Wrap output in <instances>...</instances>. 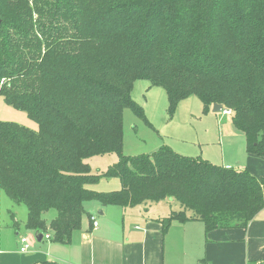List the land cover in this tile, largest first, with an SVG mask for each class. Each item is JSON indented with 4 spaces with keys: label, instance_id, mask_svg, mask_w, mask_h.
<instances>
[{
    "label": "trees",
    "instance_id": "obj_1",
    "mask_svg": "<svg viewBox=\"0 0 264 264\" xmlns=\"http://www.w3.org/2000/svg\"><path fill=\"white\" fill-rule=\"evenodd\" d=\"M137 81L165 90L170 118L192 96L204 114L221 105L246 153L264 158V0H0V97L38 128L0 121V190L26 207V229L69 245L91 202L178 203L163 234L174 221L246 229L264 208V174L166 146L125 156L124 110L146 120ZM109 154L117 162L93 172L87 160ZM102 179L121 188H89Z\"/></svg>",
    "mask_w": 264,
    "mask_h": 264
},
{
    "label": "crops",
    "instance_id": "obj_2",
    "mask_svg": "<svg viewBox=\"0 0 264 264\" xmlns=\"http://www.w3.org/2000/svg\"><path fill=\"white\" fill-rule=\"evenodd\" d=\"M208 113L213 112L210 110ZM218 132L222 155L212 160L202 153L204 159L213 164L219 162L222 167L246 170L256 178L262 177L264 158L246 153L243 134L236 131L232 123L220 126ZM3 195L0 190V264H258L264 260V208L246 229H214L205 233L200 222L174 221L163 234L158 220L177 207L170 210L157 206L152 208V204L160 202L126 208L132 210L123 209L124 219H129V227L123 226L122 234L118 233V223L113 219L115 212L109 210L114 206L101 208L97 204L93 210L98 218L87 209L90 218H82L81 226L72 233L69 245H59L51 238L46 239L44 236H51L48 229L47 233H42L40 242L25 234L28 249L21 253L20 226L15 214L7 209L14 204ZM91 217L97 222L96 227H93ZM133 222L137 224L135 229H132Z\"/></svg>",
    "mask_w": 264,
    "mask_h": 264
},
{
    "label": "rangeland",
    "instance_id": "obj_3",
    "mask_svg": "<svg viewBox=\"0 0 264 264\" xmlns=\"http://www.w3.org/2000/svg\"><path fill=\"white\" fill-rule=\"evenodd\" d=\"M148 86L149 84L146 81H137L131 93L132 100L142 107L146 120L135 116L129 109H125L123 112V154L125 156L151 154L162 146H166L175 153L185 157L204 159L202 153H205L207 157L215 160L218 155L219 157L222 155L218 142V128L231 125V116H224L221 112L204 115L201 102L192 96L179 103L176 112L170 118L165 90L160 87L148 89ZM0 121L16 123L33 131L38 130L37 124L29 119L25 112L7 106L2 97H0ZM87 162L93 172H104L107 167L117 162V156L114 154L95 156L88 159ZM217 164L221 166L219 162L214 163V165ZM89 188L100 193L114 192L121 188V184L118 179H102L98 183L89 186ZM167 202L163 201L151 206H153L152 208L154 206L163 209L168 208V210L177 207L175 211H178V203ZM94 206H97V204L91 202L86 204L85 207L93 211L96 218H98L97 212L93 210ZM7 209L15 214L20 226L19 233L22 236L26 234V236L35 240V231L28 230L25 227L27 219L26 207L14 204ZM145 209L149 208L145 207ZM109 210L115 212L113 219L118 223V233L122 234L123 226L125 228L129 227V219L127 217L124 219L122 208L111 207ZM55 216L56 211L49 210L42 214V219L45 224H49ZM86 220L84 218L85 223ZM131 225L132 229L137 226L135 222Z\"/></svg>",
    "mask_w": 264,
    "mask_h": 264
},
{
    "label": "built area",
    "instance_id": "obj_4",
    "mask_svg": "<svg viewBox=\"0 0 264 264\" xmlns=\"http://www.w3.org/2000/svg\"><path fill=\"white\" fill-rule=\"evenodd\" d=\"M221 112V114L222 115H224V116H228V115H231V112L230 111H228V110H221L220 111ZM91 220H92V224H93V227H96L97 226V222L94 220V218H92L91 217ZM46 239H50V236H48V235H46V236H44ZM20 249H19V251L21 252V253H25L26 251H27V249H28V239H27V237L26 236H21L20 237Z\"/></svg>",
    "mask_w": 264,
    "mask_h": 264
},
{
    "label": "water",
    "instance_id": "obj_5",
    "mask_svg": "<svg viewBox=\"0 0 264 264\" xmlns=\"http://www.w3.org/2000/svg\"><path fill=\"white\" fill-rule=\"evenodd\" d=\"M222 106L221 105H219V104H214L213 106H212V109H211V111L213 112V113H219L221 110H222ZM42 237H43V234L41 233V232H38V231H35V233H34V238L37 240V242H40V240L42 239Z\"/></svg>",
    "mask_w": 264,
    "mask_h": 264
}]
</instances>
